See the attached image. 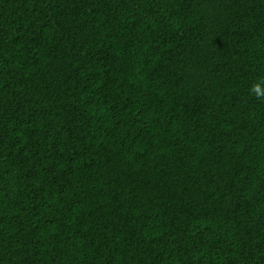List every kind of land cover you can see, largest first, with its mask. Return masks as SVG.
Instances as JSON below:
<instances>
[{"label": "trees", "instance_id": "1", "mask_svg": "<svg viewBox=\"0 0 264 264\" xmlns=\"http://www.w3.org/2000/svg\"><path fill=\"white\" fill-rule=\"evenodd\" d=\"M0 264H264V0H0Z\"/></svg>", "mask_w": 264, "mask_h": 264}, {"label": "clouds", "instance_id": "2", "mask_svg": "<svg viewBox=\"0 0 264 264\" xmlns=\"http://www.w3.org/2000/svg\"><path fill=\"white\" fill-rule=\"evenodd\" d=\"M257 92H259V89L257 88Z\"/></svg>", "mask_w": 264, "mask_h": 264}]
</instances>
